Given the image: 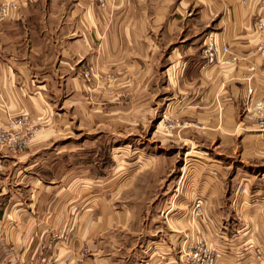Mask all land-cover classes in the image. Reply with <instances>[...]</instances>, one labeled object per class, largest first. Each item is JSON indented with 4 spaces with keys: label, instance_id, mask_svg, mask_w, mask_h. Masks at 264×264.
I'll use <instances>...</instances> for the list:
<instances>
[{
    "label": "rangeland",
    "instance_id": "obj_1",
    "mask_svg": "<svg viewBox=\"0 0 264 264\" xmlns=\"http://www.w3.org/2000/svg\"><path fill=\"white\" fill-rule=\"evenodd\" d=\"M49 1L47 13L38 1L19 17L0 0V9L8 6L0 38L29 59L35 86L47 84L42 116L33 106L0 109L1 186L9 166H26L33 183L55 186L39 197L35 225L45 235L30 263L264 264V135L249 131L255 119L244 110L236 132L213 125L200 96L190 97L198 84L168 73L164 55L153 72L146 63L106 69L96 38L90 58L79 62L73 100L83 110L72 113L64 102L71 83L54 71L61 43L54 28L67 18L52 12L67 1L55 0L48 12ZM93 2L108 8L107 0ZM211 38L201 48L206 65L240 59L216 41L237 60L226 54L223 63L208 62ZM41 136L48 140L36 144Z\"/></svg>",
    "mask_w": 264,
    "mask_h": 264
},
{
    "label": "crops",
    "instance_id": "obj_2",
    "mask_svg": "<svg viewBox=\"0 0 264 264\" xmlns=\"http://www.w3.org/2000/svg\"><path fill=\"white\" fill-rule=\"evenodd\" d=\"M6 1L12 2L10 12L14 16H24L38 1L46 5L49 0ZM66 1L64 7L54 10L55 0H50L48 12H62L67 18L54 28L61 39L54 71L61 80L71 83L64 102L71 105L72 113L82 109L73 100L79 95V62L90 58L95 38L101 41L102 67L106 69L116 65L122 69L125 64V70L140 69L146 63L153 72L160 63V55H164L170 65L168 73L182 78L189 86L198 84L197 92L189 94L200 96L198 106L211 115L210 122L230 132L238 130L239 115L248 105L250 90L254 100L264 97V36L255 32V21L264 14V4L258 0H107L108 8L104 9L93 0ZM44 12L47 13V5ZM4 24L0 22L3 35ZM208 33L219 44H229L240 59L206 65L201 48ZM3 45H7V50H0V109L23 111L33 106L37 116H42L46 107L40 95L47 93V84L34 85L32 80L38 72L32 71L29 59L15 56L9 37L0 38V47ZM17 78L23 79L21 86ZM20 94L25 97L22 99ZM252 127L249 131L257 130ZM36 139V144L48 140L42 136ZM29 171L26 166H9L0 188V264H31V254L45 235L35 225L41 218L39 197L46 196L55 186L46 188L33 183ZM35 180L41 182L39 177Z\"/></svg>",
    "mask_w": 264,
    "mask_h": 264
},
{
    "label": "built area",
    "instance_id": "obj_3",
    "mask_svg": "<svg viewBox=\"0 0 264 264\" xmlns=\"http://www.w3.org/2000/svg\"><path fill=\"white\" fill-rule=\"evenodd\" d=\"M8 10V6H3L0 9V15L6 14ZM262 35H264V19L261 18L257 23V29ZM231 48L229 45H219L213 38H211L208 42L207 48L204 50V55L208 62L210 63H223V56L226 54L231 55V60L228 62H233L237 60V56L231 53ZM252 90H250V94ZM247 106L245 111L248 113V118H254L256 121V129L259 130L264 135V99H252L248 98ZM2 184V178L0 175V186Z\"/></svg>",
    "mask_w": 264,
    "mask_h": 264
}]
</instances>
